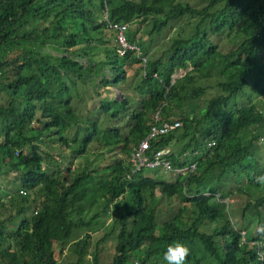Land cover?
<instances>
[{
	"label": "trees",
	"instance_id": "trees-1",
	"mask_svg": "<svg viewBox=\"0 0 264 264\" xmlns=\"http://www.w3.org/2000/svg\"><path fill=\"white\" fill-rule=\"evenodd\" d=\"M199 1L0 0V264H165L175 241L185 264H264V0ZM108 22L138 51L117 52ZM128 79L139 107L101 93ZM164 120L180 125L148 152L170 146L172 178L131 172L130 151Z\"/></svg>",
	"mask_w": 264,
	"mask_h": 264
},
{
	"label": "rangeland",
	"instance_id": "rangeland-1",
	"mask_svg": "<svg viewBox=\"0 0 264 264\" xmlns=\"http://www.w3.org/2000/svg\"><path fill=\"white\" fill-rule=\"evenodd\" d=\"M187 1L194 2V3H197V4H199V2H200L199 0H187ZM182 21H183V19L182 20H178V22H182ZM178 22L173 23L171 27L164 28L162 31H160L153 38L154 41H156L155 43H156V49L157 50L161 49L162 46H164L165 43L167 42L168 38L176 33V31H177L176 24ZM141 29H143L146 32L147 23L146 24H142ZM105 32H106L105 34L109 35V31H108L107 28H105ZM222 45L223 46H228L229 44L227 42H224ZM179 72H181V71H179ZM128 75L131 76L130 72L128 73ZM133 85H134V83L128 79L126 81L120 82V84L118 86L108 85V86H105L103 88H100V90H101L102 94L103 93H107L108 95H112L113 93H117L120 96L125 95L129 99L130 104L132 106L139 107V104H140L139 101L141 99V95L139 93H136L135 91H133V88H132ZM261 141H262V139H261ZM91 150H93V149H91ZM260 154L264 156V147L261 148ZM90 157L93 158L94 156L91 155ZM95 157H96L97 160L98 159L100 160V161L98 160L100 162V164L108 162L109 158H110L109 157V153H107V155H104V156H95ZM77 162H79V158H75V160H72L73 164H76ZM65 164H67V163L60 161V165L61 166H64ZM152 169L153 170L155 169L157 171L152 172L150 168H144L143 169V173L146 174V173H149L151 171L156 177H161V178L166 179V180L172 178V174L169 171H163V169L159 168V167L152 168ZM8 175L10 176V173ZM0 180L2 181L3 185L6 184V182H7L6 176L5 177H0ZM226 185H232V186L236 187V184H234V180L233 179L231 181H229ZM227 199L230 202V207L232 205V210L239 214L240 208L244 205L246 198L242 194H239V193H236V192L233 191V193ZM102 218H104L103 223L98 224L96 229L92 230V232H91L92 241L95 240L98 237H101L102 234L107 230L106 224L109 221V217L103 215ZM261 223H262V226L264 227V218L262 219ZM253 225H254V222L253 223L249 222L248 225H247L248 226L247 229L253 227ZM253 231H255V230H253ZM79 234H80V231L79 232H75L74 233V238H76ZM53 245H54L55 251H57L58 243L54 242ZM111 252H112V244H111V241L107 238L104 241H102V243L100 244L99 253H98L99 261L105 262L106 259H108V257H110ZM56 258H57V264H62V263L66 264L65 260H63V257H61V256L56 254Z\"/></svg>",
	"mask_w": 264,
	"mask_h": 264
},
{
	"label": "built area",
	"instance_id": "built-area-1",
	"mask_svg": "<svg viewBox=\"0 0 264 264\" xmlns=\"http://www.w3.org/2000/svg\"><path fill=\"white\" fill-rule=\"evenodd\" d=\"M107 27L115 31V40L117 42V46L115 50L119 53H123L125 49L132 48L135 49L136 52L138 51V47L125 38V29L126 23L125 22H108ZM180 125L179 120L173 121H162L159 124L153 123L149 126L145 135L138 141L135 147L129 153V161L131 165V172L141 167L145 168H162L163 170H169L170 167V160L168 159V154L170 152L169 145L160 146L150 153L148 152L149 143L152 138H155L157 135H162L170 130L178 127ZM212 142H207L210 144ZM190 167L184 166L182 168H177L176 170L179 172H183L187 169L194 168V162H191ZM242 232V231H241Z\"/></svg>",
	"mask_w": 264,
	"mask_h": 264
},
{
	"label": "clouds",
	"instance_id": "clouds-1",
	"mask_svg": "<svg viewBox=\"0 0 264 264\" xmlns=\"http://www.w3.org/2000/svg\"><path fill=\"white\" fill-rule=\"evenodd\" d=\"M254 180L257 184L264 185V174L255 176ZM189 254L190 249L185 244L175 241L167 246L163 254V260L165 264H185Z\"/></svg>",
	"mask_w": 264,
	"mask_h": 264
}]
</instances>
